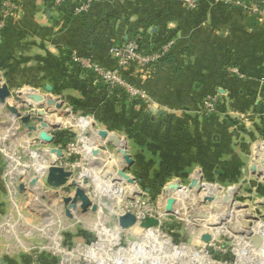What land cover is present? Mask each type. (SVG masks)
<instances>
[{"label": "rangeland", "instance_id": "1", "mask_svg": "<svg viewBox=\"0 0 264 264\" xmlns=\"http://www.w3.org/2000/svg\"><path fill=\"white\" fill-rule=\"evenodd\" d=\"M4 5L8 9L1 12L6 20L13 7L9 2ZM132 28L136 31L137 26ZM87 60L76 57L68 64L63 61L56 95L41 88L42 95L62 102L61 111L57 106L47 111L31 101L23 103L21 99L29 92L40 93L34 89L11 90V102L22 114L32 117L30 125L40 132L27 131L20 120L13 121L5 115L7 110L0 108V254L6 250L28 256L29 264H264V139L256 150L243 151L235 182L222 180L223 176L214 180V173L220 169L215 166L204 167L205 172L197 167L186 172L185 166H171L173 159L165 151L157 154L158 164L150 149H132L137 144L149 148L155 119L143 92L122 75L130 66L147 68L153 62L129 63L121 68L113 60L116 67L109 69L89 60L115 73L118 79L106 80L86 67L83 61ZM220 105L214 97H206L201 101L202 113L207 117L221 113ZM263 105L258 114L260 131L264 128ZM118 109L125 111L127 131L134 125L139 131L127 134L122 141L106 129L119 123L116 113L110 112L116 117L110 114L108 118L109 111ZM40 112L46 127L36 120ZM236 120L242 124L248 121L244 116ZM53 124L59 127L52 128ZM247 128L241 127V132L245 134ZM101 131L108 135L102 136ZM43 135L53 138L52 142L43 140ZM112 137L118 138L134 159L126 171L134 183L117 175L127 164L110 141ZM59 158V163L88 190L89 198L98 206L96 213L78 206L73 212L75 218L66 216L62 201L66 194L46 183L45 171ZM199 175V186L195 183L190 188L191 179L198 181ZM177 184L181 188H170ZM235 188V201L228 207L222 197ZM214 194L219 197L213 203L204 202L205 196ZM128 211L141 221L154 217L161 224L147 231L139 227L119 231L117 218ZM204 234H211V242L202 241ZM254 238L261 239L259 247Z\"/></svg>", "mask_w": 264, "mask_h": 264}, {"label": "crops", "instance_id": "2", "mask_svg": "<svg viewBox=\"0 0 264 264\" xmlns=\"http://www.w3.org/2000/svg\"><path fill=\"white\" fill-rule=\"evenodd\" d=\"M5 2L13 7L6 20ZM255 7L263 8L264 0H197L194 9L178 0H0V75L12 91L41 94L51 86L56 95L63 61L84 58L114 69L110 46L138 34L156 59L122 75L143 92L155 126L149 148L132 149H150L158 164L157 154L165 151L171 166L203 172L215 166L214 180L235 182L243 151L256 150L264 139L258 115L264 103V19ZM206 97L223 111L205 116ZM110 112L120 121L106 129L121 141L139 132L135 125L127 131L125 111L111 110L108 118ZM243 116L246 125L236 120ZM241 127H248L245 134ZM29 262L25 255L0 254V264Z\"/></svg>", "mask_w": 264, "mask_h": 264}, {"label": "water", "instance_id": "3", "mask_svg": "<svg viewBox=\"0 0 264 264\" xmlns=\"http://www.w3.org/2000/svg\"><path fill=\"white\" fill-rule=\"evenodd\" d=\"M47 90L51 91V86H47ZM13 97V94L11 90L9 89L8 85L3 82L2 78L0 77V108H5L7 110L6 114L9 116L10 119L13 121L20 120L21 123L24 125L25 129L29 132H40V129L37 126H31L30 122L32 120V117L30 115H24L22 112L17 108L13 102H11V99ZM23 103H28V101L33 102L37 108L44 107L47 111H50V107L57 106V108L61 111L63 110L62 102H60L59 99H49L46 96L36 93V92H29L26 99H21ZM59 113V112H58ZM59 116L61 114L59 113ZM38 123H42L43 127H46L47 124L44 123L43 119V112H40L36 118ZM52 128L59 127L57 124L51 125ZM102 136L108 135L107 132L101 131L100 132ZM43 140L51 143L53 138L48 137L47 135L42 136ZM110 141H114V145L118 147L119 152L122 154L123 159L126 162V168L118 169L117 175L121 177L122 180L125 182L134 183V181L131 179L129 175L126 174V171L129 170L130 166L134 163V159L127 154V150L125 145H121L118 138L114 139L113 137L110 139ZM96 154V153H95ZM61 156V155H60ZM259 156V155H258ZM264 161V160H263ZM60 158L58 160H55L45 171L46 173V183L49 187L52 189H62V191L66 194V196H63L62 201L65 208L66 216L70 219L75 218L73 212L78 209V206L83 209V211H87L89 208L93 213H96L98 210V206L89 198L88 196V190L81 186L77 180L73 178V172L65 167H63L60 163ZM254 172L257 174V176H261L262 173L257 172L254 170ZM192 180V185L190 188H192L195 183L197 186H199V183L202 181V176H198L197 180ZM198 183V184H197ZM174 187L175 189L181 188L180 185H174L170 188ZM73 189L75 190L73 192ZM197 192L201 190V187H198ZM237 195V189L226 193L222 197V202L224 205L231 207L234 203V199ZM219 196L214 194L213 196H205L204 202L205 203H213L215 199H217ZM173 204V200L169 201V206H167V212H172L171 205ZM161 224V221L158 218L154 217H147L144 220H139L137 215H135L132 212H124L120 214L117 218V229L119 231L127 230L132 227H139L140 229L147 231L154 227H157ZM212 240L211 234H204L202 236V241L204 243H209ZM253 241L255 242L256 246H260L261 239L260 238H254Z\"/></svg>", "mask_w": 264, "mask_h": 264}, {"label": "built area", "instance_id": "4", "mask_svg": "<svg viewBox=\"0 0 264 264\" xmlns=\"http://www.w3.org/2000/svg\"><path fill=\"white\" fill-rule=\"evenodd\" d=\"M183 3L190 4L189 0H181ZM194 5L190 4L191 6L197 7V0H193ZM85 10V8H81V11ZM254 12L261 16L264 19V7H255ZM167 49V46L164 47ZM109 54L111 58L117 62L118 66L123 68L125 65L129 63H139V64H145V63H152L156 59V56L151 54L150 52H147L143 49H141V46L136 41V39H131L124 44L121 45H112L109 48ZM76 58V57H73ZM83 63L86 65V67L90 68L91 71H93L96 74H99L101 77L105 78L106 80H116L117 76L112 75L113 73L109 70L104 69L103 67L92 63L91 61H83ZM117 72V71H116ZM118 80V79H117ZM262 116L264 118V105H263V111Z\"/></svg>", "mask_w": 264, "mask_h": 264}, {"label": "trees", "instance_id": "5", "mask_svg": "<svg viewBox=\"0 0 264 264\" xmlns=\"http://www.w3.org/2000/svg\"><path fill=\"white\" fill-rule=\"evenodd\" d=\"M65 3L67 4L68 2L66 1ZM136 26H137V29H139L140 25L138 24V25H136ZM132 37H133V39H136V41H137V42L139 43V45L141 46V49H143V50H145V51H147V52H150V51L147 50L146 47H143V46H142L143 44L146 43L145 40H144V37H143V38H140L138 34H133ZM132 37H131V38H132ZM69 61H72V58H70ZM159 153H160V152H159ZM159 153H158V154H159ZM158 159H159V156H158ZM192 169H193L192 167H190V168L188 167V168L185 169V171H186V172H190Z\"/></svg>", "mask_w": 264, "mask_h": 264}, {"label": "bare ground", "instance_id": "6", "mask_svg": "<svg viewBox=\"0 0 264 264\" xmlns=\"http://www.w3.org/2000/svg\"><path fill=\"white\" fill-rule=\"evenodd\" d=\"M211 216V215H210Z\"/></svg>", "mask_w": 264, "mask_h": 264}]
</instances>
